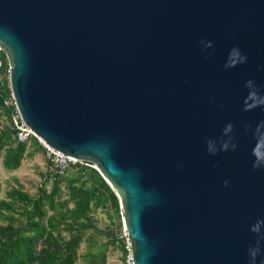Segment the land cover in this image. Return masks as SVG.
<instances>
[{"label": "water", "instance_id": "95a60500", "mask_svg": "<svg viewBox=\"0 0 264 264\" xmlns=\"http://www.w3.org/2000/svg\"><path fill=\"white\" fill-rule=\"evenodd\" d=\"M34 138L94 166L133 264H264V0H0Z\"/></svg>", "mask_w": 264, "mask_h": 264}, {"label": "trees", "instance_id": "16d2710c", "mask_svg": "<svg viewBox=\"0 0 264 264\" xmlns=\"http://www.w3.org/2000/svg\"><path fill=\"white\" fill-rule=\"evenodd\" d=\"M1 61L5 73L3 53ZM9 93L6 76L0 85V164L15 171L25 158L41 155L45 170L34 189L12 179L0 198V264H107L111 251L119 261L121 211L114 192L83 164L51 173L34 137L16 142L10 123L14 107L4 104ZM99 214L107 224H99Z\"/></svg>", "mask_w": 264, "mask_h": 264}, {"label": "built area", "instance_id": "2783aa9c", "mask_svg": "<svg viewBox=\"0 0 264 264\" xmlns=\"http://www.w3.org/2000/svg\"><path fill=\"white\" fill-rule=\"evenodd\" d=\"M1 53L2 51L0 50V85H2V81L4 77L8 75V69L5 70V73L2 70L3 65L1 61ZM4 104L5 105L12 104L14 107L11 95L7 100H5ZM10 123H11V127L13 130V134H14V138L16 142L25 143L27 142L29 137H33L32 132L27 128V126L21 120L15 107H14V112L10 115ZM35 139L37 141L38 146L41 149L42 155L45 161L47 162L48 168L50 169L51 173H54L57 175L63 174L67 170V168H69L70 166H74L77 163L83 164L85 166H88L94 169V166L92 164L77 161L74 158L62 155L54 151L50 147H48L42 140L38 138H35ZM116 236L122 248L121 258L119 259L118 264H133L130 243L127 237V232L125 231L122 223H121V227L118 230Z\"/></svg>", "mask_w": 264, "mask_h": 264}, {"label": "rangeland", "instance_id": "374dc122", "mask_svg": "<svg viewBox=\"0 0 264 264\" xmlns=\"http://www.w3.org/2000/svg\"><path fill=\"white\" fill-rule=\"evenodd\" d=\"M44 170L45 165L41 155H35L34 157H31V159L25 158L22 160L20 167L15 171H7L3 169L0 164V198L3 197L5 189L13 186L12 179H16L28 189H34L39 181V174ZM97 218L99 219L100 225L108 223L107 219H105L102 214H99ZM80 251H82V248ZM118 256L119 254L117 251H111L108 255L107 264H118Z\"/></svg>", "mask_w": 264, "mask_h": 264}, {"label": "crops", "instance_id": "0c3cea01", "mask_svg": "<svg viewBox=\"0 0 264 264\" xmlns=\"http://www.w3.org/2000/svg\"><path fill=\"white\" fill-rule=\"evenodd\" d=\"M34 157V156H33ZM29 159H31V158H29Z\"/></svg>", "mask_w": 264, "mask_h": 264}]
</instances>
